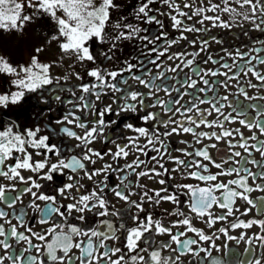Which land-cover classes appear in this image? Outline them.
I'll list each match as a JSON object with an SVG mask.
<instances>
[{
  "label": "snow or ice",
  "instance_id": "6c2138e0",
  "mask_svg": "<svg viewBox=\"0 0 264 264\" xmlns=\"http://www.w3.org/2000/svg\"><path fill=\"white\" fill-rule=\"evenodd\" d=\"M155 4H159L160 7H152ZM233 4L238 7H233ZM163 5H167L169 11H162ZM122 7L115 0H0V31L22 33L29 23L47 17L55 25V30L47 37L46 43L57 42L60 52L59 60L44 63L39 59V53L44 49L37 47L36 55H32L26 63L16 66L9 63L5 57L0 56V74L14 77L11 83L16 88V91L0 94V107H7L9 103L18 104L24 99L26 93L35 92H40L42 102L49 104L48 100L43 99L45 90L49 95L53 91H67L76 97L75 100L68 99L64 102L73 107L63 115L62 119L53 120L46 125L49 134L41 135L39 126L20 130L15 123L0 130V177L25 185L24 188L17 190L14 184L11 186L0 184V201L6 202L8 207L14 208L15 203L21 200L25 193H30L32 201L28 207L36 210L40 215L36 222L40 225H51L43 231H34L33 227L26 224L25 213H14L19 227L24 228L25 231L18 232L17 226L12 225L6 232L4 226L0 224V237H3L0 239V247H3L4 250L11 248L9 240L15 238L18 242L23 241L27 244L24 252L34 250L37 255L24 257L22 254L15 256L9 254L6 257H0V264H4L5 259L11 261L12 264H101V261H104V264H149V260L151 264H178L180 256L191 254L193 257H199L201 252L210 256V250L202 247L201 242H211L210 247L215 248V240L219 239L216 232L208 235L203 229L195 227L193 215L212 228L218 222H227L229 217L235 216V213L240 211L235 207L237 199H242L250 205L241 215H248L252 208H256L258 212L264 211V198L253 201L248 195L253 191H264V184L256 183L257 180H264V164H258L256 160L249 159L253 155V150L264 156V140H259L255 134L245 137L239 128L229 129L225 126L226 123H239L249 131L258 130L260 135L264 136V122L260 119L264 115V110L249 119L248 109H255L258 107L257 105L233 106L229 102L228 106L232 107L235 116L232 112L225 114L223 112L225 104L221 101H228V96L219 97L218 95L210 99L194 96L196 102L192 103L191 107L175 108L174 106L180 103L179 99L165 102L157 98L153 103H147L148 99L161 90L169 96H171V91H176L180 93L181 99L184 95H189L187 92L181 93L180 88L174 87L170 90L168 87L156 84L157 80L166 78L167 72H182L184 68L192 69L199 82L205 86L199 88L198 91L204 92L205 95L216 84L215 81L210 84L209 80L205 78L209 75L224 76L226 80L219 86L227 90L229 86L227 82L233 79L238 80L239 72H242L244 76L251 73L258 83L253 84L249 80L247 87L257 90L264 88V72H261L257 67V65H264V58L259 56V53L264 50V39L257 37L252 40L253 45L260 44L261 48L252 47L249 53H242L237 48L235 56H233L228 49H222L233 60L232 65L220 64L222 68L228 70L227 72L203 70L198 66L193 68L196 58L202 52L207 53L210 41L199 37L189 40L185 33L207 32L209 29L186 24L183 19L186 17L190 21L196 16L200 18L197 23L201 25H204L205 21H210L213 27L224 29H230L233 25L247 21L253 26V31L264 34V0H221L220 4L208 0L207 6L202 3L201 6L194 9L193 3L185 0L184 8L193 9L191 14L183 11L176 0H137V3L127 13L120 12ZM25 8L31 11L25 13ZM209 12L213 15H208ZM223 14H227L231 18L230 21L223 20L221 18ZM158 16L168 17L171 20V27L179 35L169 39V33L165 30V21L159 19ZM142 25H155L156 28L153 29L155 34L149 33V29ZM245 35H248V32H245ZM211 39L216 43H223L222 40L215 37ZM133 40L141 42V56L147 58L146 60L132 57L137 60L136 64H133L131 60H124L122 66L117 70H109L102 63L97 64V56L93 54L92 50L93 42L109 45L107 51H102L100 55L111 61L113 56L109 53L117 48L119 42ZM181 41L187 42L193 48L199 41L200 47L192 52L178 50L169 54V49L179 45ZM251 52H256L257 55L253 56L250 54ZM153 54H155L154 58H152ZM161 57H166V60L161 61ZM65 58L73 61L69 67H74L76 62L85 65L86 61L96 65L86 70L85 75L91 78L90 82L81 83L69 89L49 88L48 86L53 84L60 85L62 78L53 76L51 69ZM238 59L245 60V64L237 65ZM174 60H178L180 63L175 67L165 68L163 72L160 71L167 61ZM208 61L213 64L220 63V61L214 60L211 54L207 55L205 63ZM254 61L255 63H253ZM149 65H155L157 69L155 76L152 75V68ZM233 67L238 68V73L228 75ZM134 69L142 75H137ZM124 73L129 74L128 78H123ZM71 75H74L77 80H84V75L78 71ZM145 76L149 79H145ZM118 77L121 79L117 80ZM68 79V75L63 77L65 82ZM128 79L137 81L149 91L144 93L131 90V86L128 88L119 86L120 84L127 85ZM197 83V79L188 76L181 82V88L196 89ZM237 87L239 94L249 101L264 100V96H249L244 87H239V85ZM77 91L84 95L77 96ZM109 92L120 93V96H109ZM102 96H108L113 103H116V109H113L112 104L101 101ZM91 97H95V99L93 100ZM61 99L60 95L52 97L53 101H61ZM118 100H122L123 103H118ZM137 101L138 104L135 103ZM97 102H100L98 109ZM205 103L211 106L210 109H200L199 105ZM137 107L145 112L139 119L148 125L147 127H138L132 123L124 124L123 127L135 135L120 137L126 141L123 144L117 143L116 139L109 141L108 137H104L105 129L118 123L115 119H111L113 114L120 116L122 112L136 113ZM157 107L162 108L166 115L175 111L182 119L176 120L169 116L167 120H164L160 113L149 110ZM50 110L51 108H49ZM193 111L197 113V117L189 115ZM213 111L217 113V118L209 121L207 116L212 115ZM86 112L92 115V120H88L86 116L82 119L81 115H77V113ZM220 117H223V120ZM52 124L66 125L60 129L57 135L64 134L75 139L78 142L76 148L81 149L79 155L67 158L61 156V148L55 143H50L51 133L56 131L51 127ZM67 125L82 129L83 135L78 134ZM201 126L209 129L218 128L220 131L210 133L196 131ZM181 134H191L195 138L196 144H202L204 139L220 141L231 138L227 140L229 148L239 147L244 150L247 156L242 157L240 151H232L230 157L223 158V163H216L208 150L216 148V144L199 149L194 148L192 152L187 149H175L174 152H180L183 157H193L186 161L169 151L171 145L168 138ZM237 136H239V140L233 143ZM101 137H104L102 143L114 144L115 151L111 147L103 152L92 147ZM141 140L144 142L141 143ZM249 141H256V143L250 144ZM181 143L187 144L188 142L181 141ZM188 147L193 146L189 144ZM133 153L136 155L130 163L120 164V161L128 160ZM149 153H155V155L149 156ZM141 156L145 159H140ZM35 157H43V159L38 160ZM105 157H110L112 162L105 161ZM235 157H241V159L235 160ZM53 158L58 159L50 164L49 161ZM98 161L105 162L101 167L89 168L87 166L88 164L96 165ZM205 161L207 163H204ZM113 162L116 164L115 167ZM230 162L238 166L225 168L224 164ZM166 163H173L176 167L169 169L166 167ZM247 164L257 166L259 171L252 172ZM147 165H151V167L149 168ZM209 165L219 171L213 174ZM66 169L74 175H68L67 180L71 182L57 189L60 197L72 201L64 205L58 203L57 196L40 193L42 185L34 177H38L39 180L52 181L54 173L64 175ZM137 169L142 170L137 171ZM25 172H30L33 175L25 176L23 174ZM173 172L179 173L185 180L191 179L200 183H178L159 189H147L145 185L138 183L144 177L156 179L166 176L170 181L173 179L171 175ZM41 173L43 174L41 175ZM233 175L236 178L230 179L226 183L219 179L222 176ZM110 176H115L119 183L110 186ZM130 176H134L137 183L133 184V181L129 180ZM98 177H102V179H96ZM85 178L93 183V187L88 190L86 195L83 194L84 184L82 183ZM249 179L253 181L255 187L249 185ZM168 181L161 178L157 180V183L163 186ZM133 187L139 188L141 191L133 192L131 190ZM73 190L80 195H74ZM6 191L17 192V195L6 196ZM108 192L114 193L119 200L129 205L126 213H130L133 207L136 209V213L129 217L134 226L125 227L123 217L115 210L114 206H111L112 211H109L110 204L106 198ZM134 195L139 196L138 201L130 199ZM181 196L186 197V200L181 201ZM37 201H44L45 207L41 209ZM164 202L175 205L171 211L165 209L167 215L178 217L176 220H170L167 224L162 218L154 219L152 212L145 208L146 204L159 206ZM182 204L191 215L185 213L181 207ZM214 207L224 210L223 214L216 216L212 211ZM96 209H99L94 213L96 216H117L121 218V223L117 226L110 220H102L95 227L89 229L69 223V218L74 212L80 214L74 219L83 222L85 221L84 213H92ZM140 213L146 214L141 218ZM54 216L58 219L54 220ZM204 217L207 219H203ZM0 219L11 224V221L7 220V213L3 210H0ZM253 226H258L262 233L256 235L254 239L264 244V220L244 221L239 216H235V222L229 224L228 227L218 229V231L228 239H236V237L228 235L229 229H250ZM101 228H105V230L101 231ZM174 228H184L185 230L173 234ZM122 229L124 230L123 234L117 235ZM148 233L168 235L170 242L162 243L152 251H149L147 247L141 248L140 242L142 239H148L146 237ZM188 233H193L198 239L188 237ZM83 237L87 239H78ZM184 237L188 238L182 239ZM239 239H243V236ZM33 240L39 241V243H33ZM109 240L118 243L123 241V248L110 246L107 244ZM173 243L177 247L172 251L179 254L175 258L171 255L162 256V250L171 249ZM73 249L79 250L80 254L73 255ZM101 249H103L102 252ZM124 249L127 251L125 252ZM144 252H148L149 260H145ZM128 253H135V255L128 257ZM113 256L117 258L113 259ZM213 264H221V261L213 260ZM249 264H261V262L254 260L249 261Z\"/></svg>",
  "mask_w": 264,
  "mask_h": 264
},
{
  "label": "flooded vegetation",
  "instance_id": "af4514ba",
  "mask_svg": "<svg viewBox=\"0 0 264 264\" xmlns=\"http://www.w3.org/2000/svg\"><path fill=\"white\" fill-rule=\"evenodd\" d=\"M116 3L121 4L123 7L120 9L121 13H127L136 3L137 0H115ZM188 2L193 3V9L195 7L201 6L203 3L204 6H207L208 0H188ZM176 3H178L181 7V9L185 12H191L193 9L189 8H184V3L185 0H176ZM212 3H217L220 4L221 0H212ZM223 5L221 4V7ZM233 7H238L237 5L233 4ZM152 7H160L159 4H155ZM162 11H169L167 5H163ZM208 15H213V13L209 12L207 13ZM159 19L165 21V30L169 33V39L179 35V33L174 30L171 27V20L166 17V16H158ZM225 21H230V17L227 14H223L221 17ZM185 20L186 24L192 25L194 24L197 28L205 27L209 29L207 32H200V33H185V35L188 36L189 40L197 39L199 37L200 39H206L209 40L208 48H207V53H201L200 56L196 58V63L193 65V68H196L198 66L199 69L203 70H213V71H219V72H227L228 70L225 68H222L220 66L221 63H227L229 65L233 64V60L227 55L226 52L222 51V49H228L230 52H232L233 56H235V50L239 48V50L242 53H249L250 49L252 47L256 48H261L260 44H252V40L255 38L259 37L261 39H264V34L253 31L252 28L253 26L248 23L247 21H243L239 25H233L230 29H224L220 27H213L212 23L210 21H205L204 25H201L197 23V21L200 19L199 17L194 16L192 20H187V18H183ZM142 27H147L149 29V33L155 34L153 32V29L156 28L155 25H142ZM245 32H248V35H245ZM215 37L218 40H222L223 43H216L215 40H212L211 38ZM109 45L108 44H96L95 42L92 43V50L93 54L97 56V64L102 63L103 66L107 67L109 70H117L122 66V62L124 60H131L133 64L137 63V60L132 59V57H139L140 59H147L143 56H141V42L137 40L133 41H121L117 45V48L112 52L109 53L110 55L113 56V59L111 61L106 60L100 53L102 51H107ZM200 47L199 41L196 44V47L193 48L192 46L188 45L187 42L181 41L179 45H176L172 48L169 49V54L174 53L178 50H185L187 52H192L198 50ZM149 48H151V45H149ZM211 54L212 58L214 60L220 61V63L213 64L211 61H208L205 63V60L207 59V55ZM251 55L255 56L257 55L256 52H251ZM9 56V55H7ZM259 56L261 58H264V50H262L259 53ZM155 57V54H153V57ZM223 57V59H221ZM60 56L59 55H54V53H50L49 51L46 52V55L39 57V59L44 62V63H49L54 60H59ZM191 58V57H189ZM166 60V57H161V61ZM21 63H26L24 61H19L18 63H14L12 65L16 66ZM73 61L68 60L65 58L63 61H61L58 65H54L53 68L51 69V74L53 76H60L61 82L60 85L53 84L51 86H48L49 88H58V87H63L65 89L69 88H74V86L79 85L81 83H89L90 79L85 75L86 70L90 69L92 67H95L96 65L92 64L91 62H85V65H81L78 62L74 64V67H69L70 64H72ZM180 63L178 60L174 61H167V63L160 69L161 72L164 71L165 68L171 66L175 67L176 64ZM237 65H244L245 60H237ZM255 63V61L253 62ZM149 67L152 68V75L155 76L157 73V69L155 65H149ZM183 67V66H182ZM258 69L261 72H264V65H257ZM80 72L81 75H84V80L80 81L75 78L74 75H71V73L74 72ZM137 75H142V73L136 71ZM238 73V68L233 67L231 72H228V75H235ZM65 75L69 76V79L65 82L63 80V77ZM129 74L124 73L123 78H128ZM191 76L192 79H197V87L196 89H191L187 87H182L181 88V82H183L186 77ZM145 79H149V77L145 76ZM206 79L209 80L210 84L215 81L216 84L213 85V88L211 91H207V95H205L204 92H199V88L205 87L202 83L199 82V79L197 76H195L192 72L191 68H184L182 72L177 71V72H167L166 73V78L164 80H157L156 84L162 85L165 87H168L170 90L172 88H180V92H187L189 95H184L183 98H180V93H177L176 91H171V96L167 95L164 91H158L154 94V96L151 99L147 100L148 104H151L154 102L155 99L159 98L164 100L165 102L168 101H175L179 99L180 103L175 105V108H181V107H191L192 103H195L196 101L194 100V96H199L201 99H210L216 95L219 97L223 96H228V101H221L222 103L225 104V107L223 109V112L225 114H228L232 112V107H229L228 104L231 102L233 106H247L249 104L251 105H257L258 107L255 109H248V118L252 119L257 115L259 111L264 110V100H259V99H254V100H247L242 94H239V87H244L245 90L247 91L249 96L253 97H260L264 96V88H261L259 90L255 88H249L247 87L248 81L251 80V83L257 84L258 81L255 80L254 77H252L251 73L248 74V76H244L242 72H239V79H233L231 81H228V88L227 90L219 86L221 82H224L226 78L221 75H217L215 77L213 76H206ZM14 79V77L6 75V74H0V94L16 91V88L14 85H12L11 81ZM121 77H118L117 80H120ZM122 88H128L131 86V90L133 91H140L147 93L149 90L145 88L143 85H140L137 81H133L131 79H128V84H120L119 85ZM55 95H60L61 96V101H53L52 97ZM77 96L84 95L83 93L77 91L76 93ZM109 96H116L119 97L120 93H111L109 92ZM43 99L48 100L50 103L45 104L42 102L41 99V93L40 92H35V93H26L24 99L19 102L18 104H11L9 103L7 107H0V130H3L4 127L7 126H12L13 123L19 126L20 130H23L25 128H34L36 126H39L41 128V135L49 134V130L46 128V125H48L51 121L53 120H58L62 119L63 115L73 106L72 105H66L64 103L68 99H73L75 100L76 97H73L70 92L64 91V92H56L53 91L51 95L48 94V91L45 90L43 92ZM91 99H95V97H91ZM101 101L104 103L112 104L113 109H116L117 104L113 103L111 99H109L108 96H102ZM118 103L122 104V100H118ZM138 104V101L135 102ZM97 109L100 107V102L96 103ZM200 109L202 110H208L210 109V105L208 103L201 104L199 105ZM49 108L51 110L49 111ZM150 111L153 112H158L160 113L161 117L164 120H167L169 116H172L176 120H181L182 117L178 114L172 112L169 114H164V111L162 108L157 107V108H152L149 109ZM145 114L144 111L140 109V107H137V112L136 113H131L127 112L124 113L122 112L120 116H113L111 119H115L118 123L112 125L110 128L105 129L104 131V137H108L109 141L112 139H116L117 143H126L125 140L121 139L120 137L123 136H131L135 135L132 133L130 130L127 128L123 127L124 124L126 123H132L135 126L138 127H147L148 125H145L140 119V116H143ZM233 116H235V113L232 112ZM77 115H81L82 119L86 116L88 120H92L93 117L90 113H77ZM189 115L193 117H197V113L195 111L191 112ZM217 118V113L214 111L212 112V115L207 116V119L209 121L215 120ZM243 118V117H240ZM106 119H108L106 117ZM221 120H223V117H220ZM261 121L264 122V115L260 117ZM151 123V122H149ZM66 125L63 124H52L51 127L54 128L56 131L51 133L50 137V143H55L61 148V156L62 157H71L73 155H79L81 152V149L76 148V144L78 143L75 139L69 138L68 136L64 134H59L57 133L60 132V129L63 128ZM68 127L72 128V130L76 131L78 134L83 135V130L75 128L71 125H67ZM229 129H235L239 128L243 135L245 137H251L253 134H255L259 140H264V136L260 135L259 131L256 129H253L252 131H249L247 128L241 126L239 123H234V124H227L225 125ZM116 129H119L118 131H115ZM196 131L199 132H212L216 131L219 132L220 129L218 128H206L204 126H201L199 129H196ZM111 134V135H110ZM104 137H101L92 147L96 148L97 150L104 151L107 148L111 147L113 151H115V145L114 144H105L102 143L104 140ZM170 142V152H174L175 149H187V151L192 152L195 149L203 148L207 145L210 144H216V148H209L210 155L212 158L216 161V163H223V158H227L231 156L232 151H240L242 153V157H246L247 154L244 152L243 149H240L239 147L235 149H230L227 143L228 139L231 138H226L222 139L220 141H216L215 139L208 140L204 139L202 144H196L195 143V138L191 134H181V135H173L168 138ZM239 140V136L236 137V140L233 141L235 143L236 141ZM181 141H187V144L181 143ZM144 141L141 140V143ZM249 143H256V141H249ZM192 145L193 147H188V145ZM131 152V150H130ZM135 153L131 154L126 161H120V164L124 163H130L134 158H135ZM155 155V153H149V156ZM174 155L180 156L182 159L191 160L193 157H183L181 156L180 152H174ZM35 159H43V157H35ZM58 158H53L50 159L49 163H54L56 162ZM140 159H145V157L141 156ZM199 159V158H198ZM235 160H240L241 157H235ZM249 159H254L258 162V164H264V156L261 155L259 152H255L253 150V155L252 157H249ZM105 161L107 162H112L110 157H105ZM105 161H98L96 165H91L88 164L87 166L89 168H96V167H101L102 164ZM11 163V161H9ZM204 163H207L206 161ZM113 166L115 167L116 164L113 162ZM238 165L233 164V163H227L224 164L225 168H231V167H237ZM147 167H151V165H147ZM166 167L169 169H172L176 167L175 164L173 163H166ZM211 168V172L215 174L216 172L219 171V169H216L215 167H212L209 165ZM247 167L252 171V172H258L259 168L257 166H254L252 164H247ZM142 169H137V171H141ZM46 171V169H45ZM25 176L33 175L30 172H25L23 173ZM43 173H41L42 175ZM68 175H74L71 173L69 170H64V175H58V174H53V180L52 181H45V180H39L38 177H34L37 179V181L42 185V188L39 190L40 193L46 194V195H54L57 196L58 203H62L64 205H67L68 203L72 202L71 200L68 199H63L58 195L57 189L62 187L66 183H70L71 181L67 180ZM82 175V173H81ZM123 175V173H121ZM173 179L168 181V177H157L156 179H148L147 177L141 178L138 183L143 184L146 186L147 189H159L161 187H170V185L178 184V183H191V184H197L200 183L196 180H185L179 173H171ZM165 179L168 181L165 185H160L157 183L158 179ZM236 176H222L219 179L223 182H227L230 179H235ZM96 179H102V177H98ZM129 180L133 181V184L137 183L136 178L134 176H130ZM84 184V189H83V194H88V190H90L93 187V183L91 181H88L86 178L82 181ZM119 181L115 178V176H110L109 177V184L110 186L118 184ZM249 185L252 187H255V184H253V181L249 179L248 181ZM256 183L264 184V180H257ZM0 184L3 185H15V188L17 190H20L25 187V185L16 182V181H8L4 179L3 177H0ZM203 186V185H202ZM133 192L139 193L141 189L133 187L131 189ZM33 191H36V189H33ZM6 196H15L17 195V192H11V191H6ZM73 194L79 196L80 193H76L75 190H73ZM217 195H220V193H217ZM250 199L253 201H258L259 198H264V191H253L248 194ZM107 200L109 201L110 208L109 211H112V207H115V210H117L121 216L123 217V220L125 222V227H130L134 226L129 219L131 215H134L136 213V209L133 207L131 209L130 213H126V210L129 208V205L125 203L122 200H119L114 193L108 192L106 195ZM131 200H139L138 195H134L130 197ZM181 201L186 200V197L181 196ZM32 201V196L30 193H25L22 197L21 200L17 201L15 203L14 208H10L7 206L6 202L0 201V210H3L4 212L7 213V220L11 221V224L6 223L4 219H0V224H2L6 230V232L12 227V225L17 226L18 232H24V228L19 227V224L17 220L14 218V213L19 214L21 212L25 213V221L28 226L33 227L34 231H43L44 229L50 227V224H45V225H40L36 221L39 220L40 215L39 212L36 210L28 207V205ZM37 204L41 209L45 207V202L44 201H37ZM185 213H188V209L181 205ZM236 208H239V212L235 213V216H239L241 220L244 221H249L253 219L257 220H264V211L258 212L256 208H252L251 211L248 213V215H241L245 211V209H248L250 205H248L245 201L242 199H237ZM146 210H150L153 214V218H162L164 222L167 224L170 220H176L178 217L175 216H168L167 213L165 212V209L168 211H171L173 208H175V205L171 203H161L159 206H156L154 204H146L145 205ZM64 211V209H61ZM96 211H99V209L94 210L92 213H84L85 215V221L81 222L79 220L74 219L75 216H78L80 214L78 213H73L72 217L69 218V223L76 224L77 226H80L85 229H89L92 227H95L97 223H99L102 220H110L112 221L115 225H119L121 223V218L117 216H107V217H99L96 216L94 213ZM213 213L216 216L222 215L224 210H221L220 208L214 207L212 209ZM146 213H140L141 218L145 216ZM191 215V213H188ZM235 216L229 217L227 222H218L214 227L209 228L207 224L203 223L200 218H197L193 215V224L195 227L203 229L206 234L211 235L213 232H216L217 235L219 236V239L215 240L216 247L212 248L210 247V243H204L201 242V246L204 248H208L211 252V255L208 256L206 253L201 252L199 257H193L191 254L180 256L178 264H213V260H220L221 264H249V261H254V260H260L261 264H264V244H261L260 241L255 240L254 237L256 235L262 234L261 230L258 226H253L250 229H229L228 235L231 237H236V239H228L227 236H225L223 233H220L218 229L222 227H228L229 224L235 222ZM53 219H58V217H53ZM203 219H207V217H204ZM101 231L105 230V228H101ZM184 228H179L173 229V234H175L178 231H184ZM124 230L122 229L120 232L117 233V235H122ZM243 236V239H239V237ZM146 237L148 239H142L140 242V247L144 248L147 247L149 251L154 250L155 247L160 246L162 243H167L170 242V237L168 235H155L154 233H148L146 234ZM188 237L196 238L193 233H188ZM188 237H184L182 239H187ZM0 239H3V237H0ZM49 239H51L49 237ZM78 239H87L86 237L83 238H78ZM251 241V243H249ZM9 242L11 243L12 247L4 250L3 247H0V257H6L9 254L12 255H20L22 254L24 257L28 256H36L37 253L33 250L30 252H24L23 250L27 248V244L23 241H17L15 238H10ZM33 243H39V241L33 240ZM107 244H109L112 247L119 246L123 248V241L117 242V241H112L109 240L107 241ZM177 246L173 243L171 249H163L162 250V256H177L179 253L178 252H173L172 249H175ZM101 252L103 249L100 250ZM126 252L127 250L124 249ZM73 255H79V250L73 249L72 250ZM119 255V254H117ZM131 255H135V253H128V257ZM145 260H149L148 252L143 253ZM113 259H116V256L112 257ZM46 259V258H45ZM4 264H12L11 261L5 259ZM101 264H104V261H101ZM149 264H151L149 260Z\"/></svg>",
  "mask_w": 264,
  "mask_h": 264
},
{
  "label": "rangeland",
  "instance_id": "374dc122",
  "mask_svg": "<svg viewBox=\"0 0 264 264\" xmlns=\"http://www.w3.org/2000/svg\"><path fill=\"white\" fill-rule=\"evenodd\" d=\"M30 11L25 8V13ZM54 30L55 25L49 18L44 17L29 23L22 33L0 31V56L5 57L12 64L19 61L27 62L32 55H36L37 47L44 49L39 53V57L46 55L47 51L60 56L57 42L46 43L47 37L53 34Z\"/></svg>",
  "mask_w": 264,
  "mask_h": 264
},
{
  "label": "trees",
  "instance_id": "16d2710c",
  "mask_svg": "<svg viewBox=\"0 0 264 264\" xmlns=\"http://www.w3.org/2000/svg\"><path fill=\"white\" fill-rule=\"evenodd\" d=\"M46 22V21H45ZM44 23V22H43ZM35 32V31H34Z\"/></svg>",
  "mask_w": 264,
  "mask_h": 264
}]
</instances>
